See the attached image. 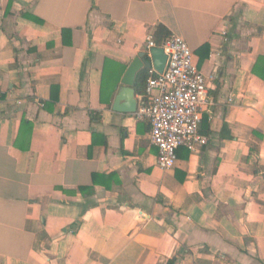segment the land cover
Wrapping results in <instances>:
<instances>
[{
	"label": "crops",
	"instance_id": "1",
	"mask_svg": "<svg viewBox=\"0 0 264 264\" xmlns=\"http://www.w3.org/2000/svg\"><path fill=\"white\" fill-rule=\"evenodd\" d=\"M171 33L207 76L209 142L162 170L113 102ZM261 57L264 0H0V264H264Z\"/></svg>",
	"mask_w": 264,
	"mask_h": 264
},
{
	"label": "built area",
	"instance_id": "2",
	"mask_svg": "<svg viewBox=\"0 0 264 264\" xmlns=\"http://www.w3.org/2000/svg\"><path fill=\"white\" fill-rule=\"evenodd\" d=\"M154 46L163 49L166 64L161 73L153 67L148 69L145 93L135 116L149 122V140L157 149L156 163L167 170L175 165L179 147L194 152L208 144V137L199 132V123L211 99L207 76L198 68L183 36L171 33L160 45L149 37L147 50Z\"/></svg>",
	"mask_w": 264,
	"mask_h": 264
},
{
	"label": "water",
	"instance_id": "3",
	"mask_svg": "<svg viewBox=\"0 0 264 264\" xmlns=\"http://www.w3.org/2000/svg\"><path fill=\"white\" fill-rule=\"evenodd\" d=\"M166 60L167 56L159 46H154L149 48L148 51L138 53L121 79V86L113 102V109L123 112H134L138 105V101L134 97L135 89L133 87L137 72L143 68L153 67L154 70L161 73L164 70Z\"/></svg>",
	"mask_w": 264,
	"mask_h": 264
},
{
	"label": "trees",
	"instance_id": "4",
	"mask_svg": "<svg viewBox=\"0 0 264 264\" xmlns=\"http://www.w3.org/2000/svg\"><path fill=\"white\" fill-rule=\"evenodd\" d=\"M169 34H166L162 38H158L156 40V45H160L162 41L168 36ZM253 71L256 75H258L260 78L264 80V57L259 58L255 66L253 67ZM148 78V71L147 69H142L140 70L135 78V90L140 93L144 94L145 93V84L146 80Z\"/></svg>",
	"mask_w": 264,
	"mask_h": 264
}]
</instances>
